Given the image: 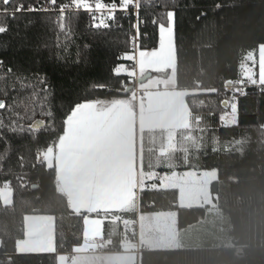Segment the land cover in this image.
<instances>
[{
	"label": "trees",
	"instance_id": "1",
	"mask_svg": "<svg viewBox=\"0 0 264 264\" xmlns=\"http://www.w3.org/2000/svg\"><path fill=\"white\" fill-rule=\"evenodd\" d=\"M61 2L67 0H58ZM173 2L177 7L178 87L204 91L188 97L193 121L200 115L220 143L218 149L208 145L200 151L197 166L185 170L218 172L211 193L224 219L229 243L208 240L200 248L144 251L141 264H264V94L256 87H247L246 96L237 94V123L222 122V115L230 110L223 103L230 95L224 93V81L239 79L238 65L243 55L264 42V0H169L170 4ZM163 3L159 0V4ZM141 4L143 17L144 9H151V3L141 0ZM216 4H221V9L217 10ZM201 11L207 16L198 20ZM29 15L38 17L40 22L26 32L24 20ZM51 15L55 20V14ZM88 21L90 16L81 11L72 39L64 41L61 35V43H68V52L64 53L67 59L61 58L59 62L54 58V54H60L54 46L56 36L44 14H25L12 23L7 34L0 35V59L6 67L46 72L55 85L58 111L55 138L53 133L40 130V142L13 138L6 146L0 145V264H58L60 254L72 251L84 241L85 215L71 210L68 198L58 189L56 169L40 161V154L58 145L62 117L74 103L129 99L135 92V88L127 91L135 86L130 77L113 74L120 64L130 66L129 61L120 57L131 50L129 38L134 30L130 24L135 22V16L122 17V29H94ZM147 31L148 36L142 37L140 44L151 50L157 47V32L151 25ZM3 71L6 68L0 74ZM158 75L146 72L138 82ZM3 87L4 81L0 79V88ZM0 99L8 102L3 96ZM6 186L12 192L9 205L1 197ZM139 212H175L180 230L193 228L210 216L208 207H180L177 189L141 191ZM35 214L54 218L56 253H17L18 241L25 238V218ZM116 216L136 220L137 210ZM108 228L106 223L107 233ZM121 232L113 238L114 243L124 240Z\"/></svg>",
	"mask_w": 264,
	"mask_h": 264
},
{
	"label": "crops",
	"instance_id": "2",
	"mask_svg": "<svg viewBox=\"0 0 264 264\" xmlns=\"http://www.w3.org/2000/svg\"><path fill=\"white\" fill-rule=\"evenodd\" d=\"M177 67V54L171 53L151 64L130 62L129 77L135 83L132 97L102 101L105 106L102 115L76 134L65 133L55 148L40 154V161L56 169L58 189L68 198L71 210L76 215H85L84 241L73 248L75 258L72 264H141L144 251L200 248V238L197 239L196 234L189 235L195 227L180 230L175 212L156 213L161 220L157 235L161 246L145 243L144 230L148 225L143 224L144 214L139 212L140 193L145 189H177L180 207H200L203 178L208 176L210 185L218 179L211 175L213 170L142 173L140 135L144 131L176 133L190 129L193 116L188 97L204 92L180 89ZM254 70L258 79V54ZM146 72L160 75L138 82ZM160 84L164 86L160 87ZM188 182H191L189 186ZM184 190L188 191L189 201L182 206L180 199ZM212 199L215 196L212 195ZM195 204L199 206H191ZM133 209L137 210L136 238L114 243L116 234L111 228L115 227V222L121 218L124 223L129 221L116 215ZM36 216H26L25 238L18 241L17 253H56L54 236L48 244H43L40 234H35L38 221L31 218ZM106 223L109 224V233L106 232ZM50 225L55 229L54 218ZM34 234L37 238L30 242V236ZM66 260V253L60 254L58 264H66Z\"/></svg>",
	"mask_w": 264,
	"mask_h": 264
},
{
	"label": "snow or ice",
	"instance_id": "3",
	"mask_svg": "<svg viewBox=\"0 0 264 264\" xmlns=\"http://www.w3.org/2000/svg\"><path fill=\"white\" fill-rule=\"evenodd\" d=\"M150 3L151 9L145 8L142 17L141 0H67L61 3H58V0H34V2L33 0H0V35L7 34L12 23L24 17L25 14H44L56 36L54 46L60 54H54V58L59 62L61 58L67 59L64 53L68 52V43H61L60 37L62 35L64 41L72 39L75 35L74 26L79 23L81 11L90 16V21L87 23H90L94 29L111 30L113 27L122 29L121 18L135 16V22L130 24L131 29L134 30L129 38V43L132 45L131 50L125 51L120 59L151 64L168 53L176 55L179 46L177 44L175 2L170 4L169 0H164L161 5L159 0H150ZM214 7L219 10L222 5L216 4ZM53 13L55 20L52 19L51 14ZM206 16L207 13L201 11L197 19ZM39 22L38 17L29 15L24 20L25 31L31 30ZM150 25L155 26L158 39L157 47L148 50L140 44V40L148 36L147 29ZM257 54L258 79L254 70L257 64ZM79 56L78 50L77 57ZM238 67L240 78L226 79L223 83L224 93H230L223 103L237 114L240 111L237 94L246 96L248 94L246 89L250 86L256 87L261 94H264V42L259 43L257 49L247 51ZM5 68L6 71L0 74V79H3L5 84V87L0 88V96L5 97L8 102L0 99V110H4L0 113V145L6 146L7 142L13 138L18 141L40 142L39 135H37L40 130L53 133V138H55L57 136L55 134L56 120L58 119L57 99L55 85L48 78L47 73L27 71L22 67L13 70L11 67H6L4 60L0 59V70ZM113 74L117 77H129L131 72L125 65L120 64L113 69ZM214 91L219 92L220 90ZM104 111L105 106L101 100L74 103L63 115L62 131L58 135L63 137L65 133H78Z\"/></svg>",
	"mask_w": 264,
	"mask_h": 264
},
{
	"label": "rangeland",
	"instance_id": "4",
	"mask_svg": "<svg viewBox=\"0 0 264 264\" xmlns=\"http://www.w3.org/2000/svg\"><path fill=\"white\" fill-rule=\"evenodd\" d=\"M126 67V66H125ZM130 69L128 66L126 67ZM222 122L225 125H234L237 123V113L231 109L222 115ZM212 145L214 149L220 147L218 138L214 133H210V129L206 124H203L200 115H196L190 129L183 132L176 133H151L149 135H140V166L142 173L146 172H163L166 171H182L186 167H196V159L199 156L200 151L204 150ZM214 177L218 178V172L213 170ZM211 178V177H210ZM216 178V179H217ZM208 176L203 178L200 184V207H208L210 216L208 219L202 220L198 225L193 228L189 235L196 234L194 236L200 238V246L204 245L208 240H218L220 243H229L224 228V219L221 216V212L218 208V204L212 199L211 185L209 184ZM149 182L145 183L146 185ZM191 183V182H190ZM189 182L186 183L188 186ZM186 188V186H185ZM1 197L5 204L9 205L12 202V192L9 186H6L1 190ZM189 201L188 191L183 192L180 199V204L185 206ZM191 206H199L198 204ZM38 216L31 218L38 221V228L35 234H40L39 239L41 243L48 244L53 240L54 226H51V219L53 217L36 214ZM121 218V217H120ZM136 220H129L128 223H124L121 218L118 222H115V227L111 230L115 234L122 231L124 239L133 240L136 238ZM161 220L156 213L144 214L143 224L148 225L144 234L146 236L145 243H156L157 246H161V242L158 238V225ZM53 223V222H52ZM31 227H28L30 230ZM36 230V227L34 228ZM34 235L30 236V242L37 238ZM28 239V238H27ZM152 243V244H153Z\"/></svg>",
	"mask_w": 264,
	"mask_h": 264
},
{
	"label": "built area",
	"instance_id": "5",
	"mask_svg": "<svg viewBox=\"0 0 264 264\" xmlns=\"http://www.w3.org/2000/svg\"><path fill=\"white\" fill-rule=\"evenodd\" d=\"M163 84H160V87H163ZM67 256V260H66V264H72V261L75 258V253L73 251L67 252L66 253Z\"/></svg>",
	"mask_w": 264,
	"mask_h": 264
},
{
	"label": "water",
	"instance_id": "6",
	"mask_svg": "<svg viewBox=\"0 0 264 264\" xmlns=\"http://www.w3.org/2000/svg\"><path fill=\"white\" fill-rule=\"evenodd\" d=\"M134 88H135V86L132 85V86L128 87V90H127V91H128V92H129V91H132Z\"/></svg>",
	"mask_w": 264,
	"mask_h": 264
}]
</instances>
